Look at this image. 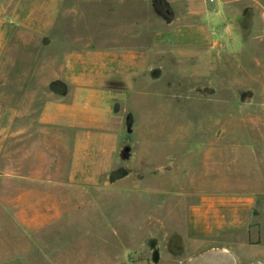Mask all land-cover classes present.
Returning <instances> with one entry per match:
<instances>
[{"label": "rangeland", "instance_id": "1", "mask_svg": "<svg viewBox=\"0 0 264 264\" xmlns=\"http://www.w3.org/2000/svg\"><path fill=\"white\" fill-rule=\"evenodd\" d=\"M203 201L263 255L264 0H0V264H215Z\"/></svg>", "mask_w": 264, "mask_h": 264}, {"label": "crops", "instance_id": "2", "mask_svg": "<svg viewBox=\"0 0 264 264\" xmlns=\"http://www.w3.org/2000/svg\"><path fill=\"white\" fill-rule=\"evenodd\" d=\"M212 1V0H208ZM132 21V20H131ZM130 21V22H131ZM122 30V26H121ZM194 226L196 227L199 237L195 238V248L194 257L198 259L200 257L208 258L213 260L215 264H264V251L263 255H238L227 249V247H222L221 249L214 248L213 246H208L205 237L201 236L210 230V226L218 219V211L212 203L201 202L195 206L194 210ZM197 217H205L204 219H196ZM234 215V212L233 214ZM203 225V228L201 227ZM199 227L201 229H199ZM252 253V252H251ZM138 264V263H135ZM186 264H189L188 262Z\"/></svg>", "mask_w": 264, "mask_h": 264}, {"label": "water", "instance_id": "3", "mask_svg": "<svg viewBox=\"0 0 264 264\" xmlns=\"http://www.w3.org/2000/svg\"><path fill=\"white\" fill-rule=\"evenodd\" d=\"M130 147L128 145L123 146L119 151V157L121 159H127L129 156Z\"/></svg>", "mask_w": 264, "mask_h": 264}]
</instances>
